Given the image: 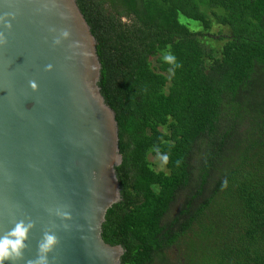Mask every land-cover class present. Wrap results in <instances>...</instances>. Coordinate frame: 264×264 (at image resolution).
Returning <instances> with one entry per match:
<instances>
[{
	"label": "trees",
	"instance_id": "1",
	"mask_svg": "<svg viewBox=\"0 0 264 264\" xmlns=\"http://www.w3.org/2000/svg\"><path fill=\"white\" fill-rule=\"evenodd\" d=\"M77 3L118 124L121 264H264V0Z\"/></svg>",
	"mask_w": 264,
	"mask_h": 264
},
{
	"label": "water",
	"instance_id": "2",
	"mask_svg": "<svg viewBox=\"0 0 264 264\" xmlns=\"http://www.w3.org/2000/svg\"><path fill=\"white\" fill-rule=\"evenodd\" d=\"M6 12L16 15L11 30L0 25V234L35 221L19 264L48 229L59 238L53 264H121L125 249L106 227L122 199V156L96 38L77 0H0ZM63 206L70 219L49 211Z\"/></svg>",
	"mask_w": 264,
	"mask_h": 264
},
{
	"label": "clouds",
	"instance_id": "3",
	"mask_svg": "<svg viewBox=\"0 0 264 264\" xmlns=\"http://www.w3.org/2000/svg\"><path fill=\"white\" fill-rule=\"evenodd\" d=\"M15 13L6 12L0 15V25L4 28L11 30L12 23L8 17L15 18ZM55 31V29H51ZM70 33L67 30H63L60 36L55 39L56 44L62 42V38L69 37ZM8 44V36L5 31H0V46ZM164 62L174 65L175 67H181L177 62L176 57L171 53H166L162 56ZM47 70H51L52 65L46 66ZM30 85L33 89L37 88L36 81H30ZM227 182H225L226 185ZM66 206L56 207L49 209L50 212L63 219H70V211L65 210ZM35 227V221L30 217L27 219H20L14 222V227L10 230L0 234V264H5L6 261L10 264H19L24 259L25 250L29 248L27 241L30 237L31 230ZM59 244L58 236L51 230H45L42 238L37 244L36 256L33 259H28L27 264H53L55 257L50 258V253H53L56 246Z\"/></svg>",
	"mask_w": 264,
	"mask_h": 264
},
{
	"label": "rangeland",
	"instance_id": "4",
	"mask_svg": "<svg viewBox=\"0 0 264 264\" xmlns=\"http://www.w3.org/2000/svg\"><path fill=\"white\" fill-rule=\"evenodd\" d=\"M213 26H212L213 28L211 29V31L212 32H215L218 29V27L215 26V25H213ZM209 42H211V44L213 46H216L217 45L216 40L213 41V40H210L209 39ZM150 160L152 162H154V166H155L156 169H164V159H162L160 156H152L151 155L150 156ZM178 206H179V203L174 204V206H172L170 208L168 215H173V213L176 211V209L178 208ZM177 256L178 255H177L176 250L170 251V258H172V261L173 262H175V261L178 260Z\"/></svg>",
	"mask_w": 264,
	"mask_h": 264
}]
</instances>
